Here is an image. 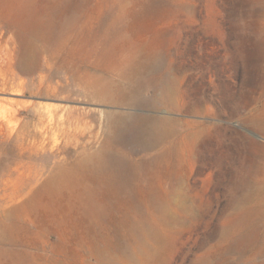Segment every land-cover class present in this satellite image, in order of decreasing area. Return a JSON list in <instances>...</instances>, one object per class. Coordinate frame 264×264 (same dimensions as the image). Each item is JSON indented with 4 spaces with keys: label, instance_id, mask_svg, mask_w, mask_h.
I'll use <instances>...</instances> for the list:
<instances>
[{
    "label": "rangeland",
    "instance_id": "obj_1",
    "mask_svg": "<svg viewBox=\"0 0 264 264\" xmlns=\"http://www.w3.org/2000/svg\"><path fill=\"white\" fill-rule=\"evenodd\" d=\"M148 54L158 69L136 78ZM97 77L135 101L93 98ZM155 81L171 84L167 98ZM262 106L264 0H1L0 198L20 204L104 146L141 229L119 228L127 264L264 261ZM107 111L168 116L174 131L150 147L135 120L108 141Z\"/></svg>",
    "mask_w": 264,
    "mask_h": 264
},
{
    "label": "bare ground",
    "instance_id": "obj_2",
    "mask_svg": "<svg viewBox=\"0 0 264 264\" xmlns=\"http://www.w3.org/2000/svg\"><path fill=\"white\" fill-rule=\"evenodd\" d=\"M31 45L27 43L25 46L23 66L33 58ZM157 69L156 58L150 54L131 65L132 75L136 78L143 71ZM90 84L91 90L88 86L86 88L95 99L117 102L129 96L135 101L132 91L126 92L121 86L118 88L98 77ZM155 85L163 91L160 95L162 99L167 98V89L171 88V84L155 81ZM105 116L111 128L106 135L108 141L121 136L136 120L132 114L114 111L105 112ZM136 121L147 143L145 145L150 147L171 136L174 131L173 120L168 116H148ZM252 124L264 131V106L255 114ZM162 152L161 159L168 163L171 151ZM115 165L112 154L101 146L65 169L49 175L27 193L28 196L20 204L13 205L19 194L0 198V264L131 262L134 253L130 244L121 239L119 228L127 226V235L134 236L140 226L132 220L129 209L132 191L117 177ZM152 191H148V199L156 197ZM249 215L247 212L241 222H248ZM155 240L160 241V237L155 235ZM89 260L93 262L89 263Z\"/></svg>",
    "mask_w": 264,
    "mask_h": 264
}]
</instances>
